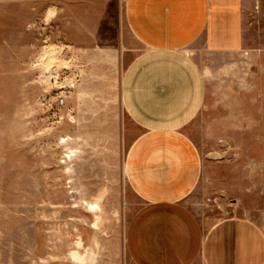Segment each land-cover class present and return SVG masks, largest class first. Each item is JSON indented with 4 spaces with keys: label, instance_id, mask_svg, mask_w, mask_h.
I'll return each mask as SVG.
<instances>
[{
    "label": "rangeland",
    "instance_id": "374dc122",
    "mask_svg": "<svg viewBox=\"0 0 264 264\" xmlns=\"http://www.w3.org/2000/svg\"><path fill=\"white\" fill-rule=\"evenodd\" d=\"M244 1L241 52H192L209 83L223 67L238 89L208 90L184 130L203 164L185 204L207 224L264 223V0ZM125 4L0 0V264H134L126 163L141 129L122 81L142 48Z\"/></svg>",
    "mask_w": 264,
    "mask_h": 264
},
{
    "label": "crops",
    "instance_id": "0c3cea01",
    "mask_svg": "<svg viewBox=\"0 0 264 264\" xmlns=\"http://www.w3.org/2000/svg\"><path fill=\"white\" fill-rule=\"evenodd\" d=\"M244 7V0H126L127 27L142 48L122 81L124 108L141 129L126 163L142 200L126 238L134 264H264V223L234 216L207 224L185 204L203 164L184 130L208 90H238L223 86V67L209 83L192 52H241ZM248 85L239 89H254Z\"/></svg>",
    "mask_w": 264,
    "mask_h": 264
},
{
    "label": "bare ground",
    "instance_id": "6f19581e",
    "mask_svg": "<svg viewBox=\"0 0 264 264\" xmlns=\"http://www.w3.org/2000/svg\"><path fill=\"white\" fill-rule=\"evenodd\" d=\"M49 77H51L50 75L47 77V78H45L46 80H50V78Z\"/></svg>",
    "mask_w": 264,
    "mask_h": 264
}]
</instances>
